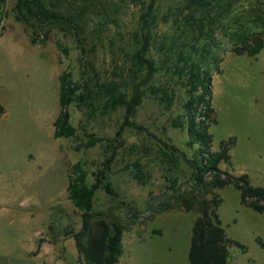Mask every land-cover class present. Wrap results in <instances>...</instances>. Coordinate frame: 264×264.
Here are the masks:
<instances>
[{
    "label": "rangeland",
    "instance_id": "1",
    "mask_svg": "<svg viewBox=\"0 0 264 264\" xmlns=\"http://www.w3.org/2000/svg\"><path fill=\"white\" fill-rule=\"evenodd\" d=\"M195 1L23 0L24 15L18 12L20 0L0 2V104L5 107L0 118V264H83L74 238L66 234L81 226V212L67 191L69 170L82 162L92 183L109 158L105 181L112 191H97L94 213L126 225L117 264H191L197 205L192 211H154L176 201L167 188L173 181L184 191L191 185V169L180 154L167 171L158 146L165 141L192 152L186 129L171 123L184 113L187 77L172 76L161 61L163 44L189 42L196 18L215 3ZM226 1L216 0L220 8ZM233 1L236 10L257 4ZM258 2L264 8V0ZM204 16L207 30L221 22ZM145 34L152 42L146 57L156 59L158 71L153 83L143 85V101L130 117L144 128L138 129L124 123L125 109L115 104L111 90L119 87L132 95L138 70L133 56ZM58 41L67 53L59 50ZM217 55L223 59L220 72L213 66L211 81L213 149L234 138L231 164L221 168L245 173L252 184L264 186V48L257 56L238 55L228 44ZM181 70L187 72L183 63ZM63 71L85 86L89 79L87 101L69 107L77 128L74 138L53 135ZM163 92L167 104L158 100ZM89 134L102 140L84 147ZM216 191L222 198L218 213L223 227L246 247L230 246L227 264H264V213L243 205L232 185ZM134 214L139 219L130 224Z\"/></svg>",
    "mask_w": 264,
    "mask_h": 264
},
{
    "label": "trees",
    "instance_id": "2",
    "mask_svg": "<svg viewBox=\"0 0 264 264\" xmlns=\"http://www.w3.org/2000/svg\"><path fill=\"white\" fill-rule=\"evenodd\" d=\"M22 1L19 2L18 12L24 15L20 6ZM212 1L215 3L212 4L211 10H208V13L202 11V16L196 18L198 25H192L193 35L189 42L185 40L180 46H176L174 41L163 44L166 56L161 61L162 65L168 63L172 76L185 74L187 77L184 84L187 93L183 103L184 113L177 118L174 117L171 123L175 127L186 129L189 135L187 143L192 152L188 155L184 150L165 141L159 143V152L164 163L168 165L167 171L173 169L180 154L179 157H182L191 169V185L189 190L184 191L185 189L175 187L176 182L173 181L167 188L173 189L176 201L172 204H160L154 213L176 208L192 211L197 205L198 215L193 223L188 252L191 264H227L230 246H237L243 251L246 249L244 244L230 237L223 227L218 213L222 198L216 190L232 185L240 191V201L243 205L258 213H264V186L252 184L245 173L236 175L221 168L222 163L231 164L230 149L235 144V139L220 141L218 149L214 150V135L211 131V126L216 123L215 109L212 106L213 66H216V72H220L219 63L223 59L217 55V49L230 44V51L234 54L257 56L264 48V8L257 0V4L251 3L250 8L236 10L233 7L234 1L227 0L221 10L220 4L216 0ZM204 15L217 16L221 22L217 24L212 22V26L207 30L203 24ZM222 19H225V22ZM151 43L145 34L142 46L133 56L138 70L131 80L132 95L128 97L116 86L111 90L115 104L125 109L124 123L135 125L138 129L144 128L131 122L130 117L143 101V85L149 81L153 83L158 71L156 59L146 57ZM57 46L60 51L67 53L62 42L58 41ZM181 63L185 64L187 72L178 71ZM88 80H85V86L80 80L75 79L70 71H63L60 75V110L53 123L55 138L77 136V128L70 119L69 107L72 103L81 106L87 101L88 95L85 92L89 86ZM163 94L164 92L160 94L158 100L167 104V98ZM4 113L5 107L0 104V118ZM101 140L102 138L89 134L84 147H92ZM111 162L112 158H109L92 183L88 181V174L82 162H75L69 170L67 191L69 198L81 212V226L78 230H66V234L74 238L78 255L84 260L83 264H117L123 253L122 237L126 225L119 222L110 223L106 218L94 213V198L97 191L100 188L107 192L112 191L111 184L105 181L106 171L109 170ZM138 219V215L134 214L133 217H129V223L134 224Z\"/></svg>",
    "mask_w": 264,
    "mask_h": 264
},
{
    "label": "crops",
    "instance_id": "3",
    "mask_svg": "<svg viewBox=\"0 0 264 264\" xmlns=\"http://www.w3.org/2000/svg\"><path fill=\"white\" fill-rule=\"evenodd\" d=\"M1 256V255H0ZM8 261H9V259H8Z\"/></svg>",
    "mask_w": 264,
    "mask_h": 264
}]
</instances>
